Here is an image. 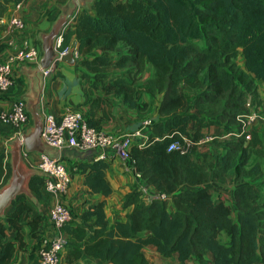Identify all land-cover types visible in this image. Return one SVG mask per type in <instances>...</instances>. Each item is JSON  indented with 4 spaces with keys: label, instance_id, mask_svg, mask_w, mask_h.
Instances as JSON below:
<instances>
[{
    "label": "trees",
    "instance_id": "trees-1",
    "mask_svg": "<svg viewBox=\"0 0 264 264\" xmlns=\"http://www.w3.org/2000/svg\"><path fill=\"white\" fill-rule=\"evenodd\" d=\"M9 1L0 0V17ZM3 47L0 44V50ZM68 47L78 52L80 77L104 94L121 96L129 108L140 107L135 81L152 67L145 92L152 97L162 93L159 118H154L148 143L130 148L129 163L145 184L166 198L145 199L136 186L123 198V208L132 209L112 227L105 199L89 204L79 220L63 225L68 235L65 264L81 258L152 264L142 251L149 244L164 257L177 252L180 262L192 258L206 264L209 253L211 264H264V191L255 183L239 184L231 206L214 200L205 186L225 181L231 170L236 180L251 173L264 177L259 165L246 168L251 146L257 143L252 133L247 138L236 131L245 95L256 93L255 80L264 81V0H95L90 8L79 9L75 22L62 33L60 49ZM260 104L264 111V99ZM86 121L97 128L96 122ZM192 122L194 130L189 132ZM210 125L236 134L225 140L223 154L212 167L193 158L198 145L185 153L168 150L174 140L184 144L183 137L197 141ZM76 166L89 193L111 194L105 160ZM44 179H30L36 194ZM12 206L0 220V264H9L15 250L14 242L5 238L7 232L14 230L20 239L21 217L30 209L24 195ZM40 220L36 215L28 222L39 243ZM19 248L26 249L23 243Z\"/></svg>",
    "mask_w": 264,
    "mask_h": 264
},
{
    "label": "crops",
    "instance_id": "crops-1",
    "mask_svg": "<svg viewBox=\"0 0 264 264\" xmlns=\"http://www.w3.org/2000/svg\"><path fill=\"white\" fill-rule=\"evenodd\" d=\"M68 1L69 0H19L15 2L11 0L7 3L0 17V44L4 45L3 49L0 50V61L8 59L19 50H26L30 47H34L38 50L39 58L35 61L27 60L11 63L13 83L5 92H0V110L9 109L13 102L18 99L23 100L26 107V100L23 99V96L29 91L27 70L39 66V61L43 55L41 35L50 31L52 25L62 13V8ZM94 1L95 0L88 3L87 8H90ZM79 9L75 10L66 28L75 22ZM12 16H18L23 19L24 27L22 29H17L8 25L7 21ZM238 62L241 66L243 65V59L241 57L238 58ZM118 72H121V70L114 71V73ZM42 74L39 101V110L42 119L46 112L59 116L67 110H80L83 112L86 119L89 118L97 123V128L118 135L135 129L145 118H159L157 111L162 93H158L152 97L145 92L147 80L153 74V69L150 65L146 67V71L138 76L135 81L136 102L140 106L136 108H129L124 104L121 96L104 94L100 88L94 89L90 87L88 83L80 77L77 59L72 61L59 60L50 66L48 74ZM111 79L112 77L108 80ZM255 84V95L263 100L264 81L255 80ZM27 114V122L19 129L12 128L0 121V155H2L0 160V188L6 184L11 175V169L10 173H8L7 167V165L10 167V142L21 132H28L33 128V118L28 111ZM193 130L194 127L192 122L189 126V132H193ZM250 132L252 133V138L257 142L256 145H252L251 148L259 147L262 138H264V124L262 121H256ZM203 133L204 135L214 134L216 136L215 139H217V142L222 143L221 147L223 150L220 152V155H222L225 148L226 138H224V135L226 131L217 125H210L203 129ZM101 152V149L78 151L65 148L60 161L70 173V183L67 193L59 198H55L53 195L47 193L43 187L39 188L40 193L36 194L29 186L32 198L24 195L30 209L24 211L22 214L21 228L19 230L20 239L15 238L17 233L14 230L8 231L5 237L6 240L13 241L15 245V250L9 264H31L38 260L39 248L55 234V229L49 221L48 214L50 208L58 200L70 208L71 219L79 220L83 209L89 204L105 199L104 212L109 226L112 227L115 221L125 220L126 214L132 209L131 206L123 208V198L126 193L136 186L146 187L148 196L154 192L153 188L145 184L144 180L131 165H128V163L119 157H112L106 161L108 167L105 171V179L112 188L111 194L104 196L101 193H89L88 187L84 184V176L75 170L77 167L76 165L97 160ZM38 160L39 153L37 152L23 154L24 164L30 169H37ZM197 162L205 164L204 161L198 160ZM255 164L259 165L260 169L264 171V166L262 167L259 163ZM234 180L235 182L231 183L230 197L228 198L232 202V205L233 190L234 187L239 184L255 183L256 187L264 191V177L257 178L256 173H251L244 176L242 179ZM221 185L220 182H215L208 183L205 186L208 187L210 192L211 186L220 188ZM212 197L216 201L219 200L214 198L213 195ZM144 198L147 199V195L144 196ZM220 200H223V198L221 197ZM13 209L14 207L11 203L7 207L4 216L0 217V220H4L7 213ZM168 210H173L171 202L168 204ZM233 210L235 211V209ZM36 215H41V220L38 223V235L41 236L40 243L32 236L31 228L28 223L29 220ZM21 243L25 245L26 249L19 248ZM36 244H38V246L33 248ZM142 251L146 259L152 264H196L192 258L180 262L177 252H174L169 257H164L157 251L154 245L150 244L144 246ZM205 259L206 264L212 263V258L209 253L206 254ZM64 260L65 252L62 254V264H65ZM75 264L110 263L95 258H81Z\"/></svg>",
    "mask_w": 264,
    "mask_h": 264
},
{
    "label": "built area",
    "instance_id": "built-area-1",
    "mask_svg": "<svg viewBox=\"0 0 264 264\" xmlns=\"http://www.w3.org/2000/svg\"><path fill=\"white\" fill-rule=\"evenodd\" d=\"M8 25L17 29L24 27V21L18 16H12L8 19ZM61 39H57L56 48L60 54L72 51L73 56L77 59L78 52L75 47L60 49ZM39 53L34 47L26 50H19L11 55L8 59L0 61V92H5L13 83L12 62L17 61H35L38 60ZM49 69L43 70L44 74H48ZM261 99L254 93H247L244 98V109L238 116L239 127L236 131L239 134H246L250 137V131L256 121L260 120L264 124V111L260 104ZM28 120L25 103L18 99L13 102L9 109L0 110V121L3 124L10 125L16 129L24 126ZM154 122L152 118L143 119L140 124L133 130L122 134H112L102 129L90 126L86 117L80 110H67L62 115L56 116L53 113L46 112L43 116V129L41 133L42 141L49 146L58 150L64 148H76L80 151H88L91 149H101V154L97 160L108 161L112 157H119L128 165L129 150L132 146L142 147L148 143L151 126ZM235 132H226V139L233 137ZM214 134H207L197 141L183 137L184 144L178 140L169 143L168 150H179L182 153L187 152L191 145H201L207 141L214 140ZM37 169L44 172V190L59 198L66 194L70 183V173L65 165L59 160L56 161L39 154ZM139 174V173H138ZM143 195L150 198H166L164 193L153 192L148 196L147 188L138 186ZM49 221L55 229L54 236L45 242L38 250L39 258L31 264H62V254L65 252L68 235L63 229V225L71 220L70 208L61 201H57L49 210Z\"/></svg>",
    "mask_w": 264,
    "mask_h": 264
},
{
    "label": "water",
    "instance_id": "water-1",
    "mask_svg": "<svg viewBox=\"0 0 264 264\" xmlns=\"http://www.w3.org/2000/svg\"><path fill=\"white\" fill-rule=\"evenodd\" d=\"M92 1L93 0H69L62 8V13L52 25L50 31L41 35L43 55L39 61V66L27 70L29 91L23 96V99L26 100V110L31 114L34 125L31 130L28 132H21L10 142L11 175L6 184L0 188V217L4 216L7 207L17 196L27 195L32 198L29 181L33 176H46L44 172L38 169L28 168L24 164L23 154L37 152L56 161H59L63 156L65 148L58 150L57 148L46 145L41 139L43 119L39 110V101L42 86V73L43 70L49 69L52 64H55L59 60L72 61L76 59L72 51L60 54L55 44L57 39H61L62 32L66 28L75 10L87 8V4ZM69 149L78 150L76 148Z\"/></svg>",
    "mask_w": 264,
    "mask_h": 264
},
{
    "label": "rangeland",
    "instance_id": "rangeland-1",
    "mask_svg": "<svg viewBox=\"0 0 264 264\" xmlns=\"http://www.w3.org/2000/svg\"><path fill=\"white\" fill-rule=\"evenodd\" d=\"M187 94L192 97L195 93L193 90L186 89ZM152 118V117H150ZM154 118H152L153 120ZM216 140V141H215ZM221 142H217V139L212 140L211 142L203 143L201 145L197 146V149L194 153V159L204 161L205 164H207L209 167L213 166L221 155L220 152H222ZM223 154V153H222ZM255 163H259L262 167L264 166V138H262L261 144L257 148H251L250 149V160L246 166L247 169H250L253 167ZM235 172L231 170L228 174V177L225 181H218L222 185L220 188L211 186L210 192L216 199H221L225 202H227L229 205H232V202L228 199L230 197V187L231 183L235 182ZM226 187V188H224ZM221 191V192H220ZM223 192V193H222ZM220 193V194H219ZM216 195V196H215ZM233 206V205H232ZM232 208L233 215L235 214V211Z\"/></svg>",
    "mask_w": 264,
    "mask_h": 264
}]
</instances>
